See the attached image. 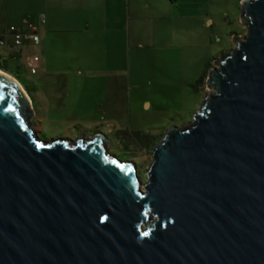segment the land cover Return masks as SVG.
I'll return each instance as SVG.
<instances>
[{"label": "water", "instance_id": "1", "mask_svg": "<svg viewBox=\"0 0 264 264\" xmlns=\"http://www.w3.org/2000/svg\"><path fill=\"white\" fill-rule=\"evenodd\" d=\"M143 184L105 137L43 141L0 75V264H264V0ZM144 187V188H143Z\"/></svg>", "mask_w": 264, "mask_h": 264}, {"label": "rangeland", "instance_id": "2", "mask_svg": "<svg viewBox=\"0 0 264 264\" xmlns=\"http://www.w3.org/2000/svg\"><path fill=\"white\" fill-rule=\"evenodd\" d=\"M121 1V10L114 11L98 0H0V29L24 26L26 20L39 25L42 44H32L25 56L38 53L41 59L44 53L49 75L67 71L78 83L63 110L53 108V116L41 119L27 110L39 138L75 142L102 134L107 151L135 164L145 184L156 146L171 128L190 124L213 90L208 79L199 82L205 70L209 75L216 61L237 47L235 36L243 39L248 28L243 0ZM87 23L85 32L71 30ZM80 86L84 95L95 86L96 97L86 105L75 90ZM81 106L97 108V117L84 127L73 118Z\"/></svg>", "mask_w": 264, "mask_h": 264}, {"label": "crops", "instance_id": "3", "mask_svg": "<svg viewBox=\"0 0 264 264\" xmlns=\"http://www.w3.org/2000/svg\"><path fill=\"white\" fill-rule=\"evenodd\" d=\"M102 5H105V8L114 10V11H120L121 6V0H98ZM103 1V2H102ZM129 1V5H131V0ZM129 15L131 16L132 13L129 11ZM122 20V19H120ZM103 25H107L106 20L101 21ZM23 25H18L19 23H11L6 25L5 27L1 26L0 31L6 30L11 25H17L20 28H26L28 25V21H24ZM46 23V22H45ZM44 24V23H42ZM103 29L110 30L109 26H104ZM70 30V29H69ZM72 31H83L89 30V23H87V26L83 27H76L71 26ZM39 32H40V26H39ZM42 43L38 44L41 45ZM35 45V44H33ZM32 46V43L26 42L22 46L17 47L14 46L12 41L9 39V42L5 46H0V62L7 65V67L14 73L8 72L12 76L16 77L19 76L24 81L21 80L22 86L26 87V83L28 85V88L30 87V92L32 94V105L34 107V117L39 116L41 119L43 116L44 119H46L48 116H53L52 110L53 108L57 107L59 111H62L65 107V100L68 97H71L73 94V89L71 87L73 85H76V81H73L71 78L68 77L69 73L67 71H60L57 72L56 78L49 75V72L45 69L46 67V59L43 57L44 53H42L40 62L38 64V71L33 74L30 70V66L28 63L29 56L38 55V53H30L26 54L28 52L29 47ZM41 55V54H40ZM39 56V55H38ZM40 57V56H39ZM27 58V59H26ZM7 72V71H6ZM31 73L33 75H38L37 80H30L28 78V74ZM48 73V75H46ZM17 78V77H16ZM18 79V78H17ZM26 82V83H25ZM23 88V87H22ZM78 91V99L80 100V104L85 103V105L92 101L96 97L95 93V86L92 88L90 87L89 93L84 95L82 93L81 86L76 87L75 90ZM74 93H76L74 91ZM97 108L94 107V111L92 112L89 110H83L82 106L79 107L78 113L75 112L74 119H77V122L79 126L84 127V125L87 123L88 119H91L92 115L97 117L96 114ZM77 114V115H76ZM38 128H42L40 125Z\"/></svg>", "mask_w": 264, "mask_h": 264}, {"label": "built area", "instance_id": "4", "mask_svg": "<svg viewBox=\"0 0 264 264\" xmlns=\"http://www.w3.org/2000/svg\"><path fill=\"white\" fill-rule=\"evenodd\" d=\"M46 22V16L44 14L40 17V24ZM9 39L12 41L14 46L20 47L26 42L38 45L41 43V35L39 32V25L28 23L26 28H20L16 25L9 26L6 30L0 31V46L8 44ZM40 57L34 55L29 58L30 70L33 74L38 71V64Z\"/></svg>", "mask_w": 264, "mask_h": 264}, {"label": "trees", "instance_id": "5", "mask_svg": "<svg viewBox=\"0 0 264 264\" xmlns=\"http://www.w3.org/2000/svg\"><path fill=\"white\" fill-rule=\"evenodd\" d=\"M0 68L2 69V70H4V71H7V72H10L11 70L7 67V65H5V64H3V63H1L0 62ZM11 73H14V72H12L11 71ZM208 70L206 69L205 70V72H204V74L202 75V77L200 78V80H199V82L200 83H204V81H205V79H207V77H208ZM20 81L22 80V81H24L22 78H20L19 76H16ZM26 83V82H25ZM26 87L28 88V85H27V83H26ZM28 90L29 91H31L30 90V87L28 88ZM31 93V92H30ZM144 140V139H143Z\"/></svg>", "mask_w": 264, "mask_h": 264}, {"label": "bare ground", "instance_id": "6", "mask_svg": "<svg viewBox=\"0 0 264 264\" xmlns=\"http://www.w3.org/2000/svg\"><path fill=\"white\" fill-rule=\"evenodd\" d=\"M0 75H1V76H4V77H6V78H8V79H10V80H12V81H14V82H18V80H17L14 76H12V75L9 74L8 72L2 70L1 68H0ZM23 90H24V88H23ZM24 92L26 93V91H24ZM26 94H27V93H26ZM27 96H28V95H27Z\"/></svg>", "mask_w": 264, "mask_h": 264}]
</instances>
